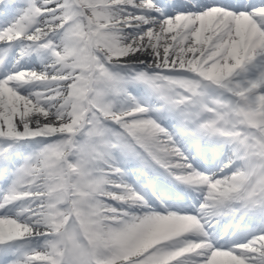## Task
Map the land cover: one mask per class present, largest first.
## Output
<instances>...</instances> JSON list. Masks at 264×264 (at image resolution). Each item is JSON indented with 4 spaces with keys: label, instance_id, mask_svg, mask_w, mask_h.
I'll list each match as a JSON object with an SVG mask.
<instances>
[{
    "label": "snow or ice",
    "instance_id": "6c2138e0",
    "mask_svg": "<svg viewBox=\"0 0 264 264\" xmlns=\"http://www.w3.org/2000/svg\"><path fill=\"white\" fill-rule=\"evenodd\" d=\"M155 213L264 264V0H0V264H144Z\"/></svg>",
    "mask_w": 264,
    "mask_h": 264
},
{
    "label": "bare ground",
    "instance_id": "6f19581e",
    "mask_svg": "<svg viewBox=\"0 0 264 264\" xmlns=\"http://www.w3.org/2000/svg\"><path fill=\"white\" fill-rule=\"evenodd\" d=\"M155 238L152 239V241H154Z\"/></svg>",
    "mask_w": 264,
    "mask_h": 264
}]
</instances>
